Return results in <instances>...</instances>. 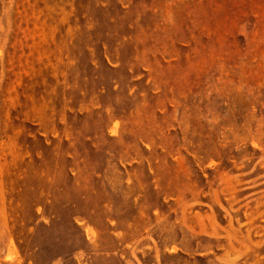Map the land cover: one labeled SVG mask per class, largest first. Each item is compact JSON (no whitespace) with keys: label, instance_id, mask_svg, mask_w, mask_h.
Here are the masks:
<instances>
[{"label":"rangeland","instance_id":"1","mask_svg":"<svg viewBox=\"0 0 264 264\" xmlns=\"http://www.w3.org/2000/svg\"><path fill=\"white\" fill-rule=\"evenodd\" d=\"M0 264H264V0H0Z\"/></svg>","mask_w":264,"mask_h":264}]
</instances>
